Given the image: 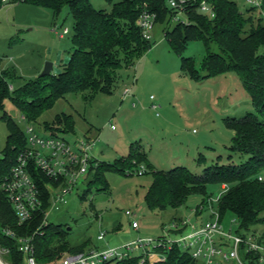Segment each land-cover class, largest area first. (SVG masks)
<instances>
[{
  "label": "rangeland",
  "instance_id": "374dc122",
  "mask_svg": "<svg viewBox=\"0 0 264 264\" xmlns=\"http://www.w3.org/2000/svg\"><path fill=\"white\" fill-rule=\"evenodd\" d=\"M118 1L90 0V3L95 9L110 10L112 3ZM234 1L240 12L252 18L253 25L259 21L258 12L252 9L245 12L248 9L244 0ZM177 13L176 20L172 17L168 24L160 19V23H155L149 50L133 65L123 63L115 72L111 93L90 90L68 93L34 122H27L8 99L3 102L4 111L22 130L30 123L44 136L66 133L91 137L94 139L92 155L98 162L112 163L136 145L146 153L154 170L184 166L200 174L217 159L219 164L239 163L242 160L228 150L232 131L225 126L224 119L255 114V110L234 71L202 81H193L182 73L181 56L171 50L164 37L176 23L188 22L185 12ZM64 29L67 33L59 37ZM72 35L73 19L66 6L54 15L48 8L1 0L0 73L14 76L9 90L37 77L45 62L52 64L51 74L61 72L63 59L73 48ZM210 51L219 53L214 44ZM205 53L201 41L190 40L182 57H192L198 68ZM125 88H129L127 95H124ZM152 104L157 109H152ZM62 113L71 117L72 131H63L61 125L51 133L49 127L54 116ZM7 134L5 122L0 119V157ZM115 167L123 173L105 172L106 185H92L90 173L48 209V224L61 233L58 244L84 250L115 247L137 237L160 236L173 220L188 217L191 222H202L213 219L215 212L226 229L234 227L231 220L236 219L230 213L222 216L218 211L216 198L225 192L224 184L208 185L206 196H190L177 209L151 210L144 202V194L152 181L151 169L143 163L133 169L121 163H115ZM260 176L264 178V171ZM193 209H196L194 213ZM127 210L133 213V218L127 217ZM260 216L264 217V211ZM133 221L138 223V230L131 227ZM250 230L258 237L263 227L258 224ZM100 234L104 236L101 240Z\"/></svg>",
  "mask_w": 264,
  "mask_h": 264
},
{
  "label": "trees",
  "instance_id": "16d2710c",
  "mask_svg": "<svg viewBox=\"0 0 264 264\" xmlns=\"http://www.w3.org/2000/svg\"><path fill=\"white\" fill-rule=\"evenodd\" d=\"M16 1L51 9L54 15L66 6L73 19V48L68 63L63 65L60 73L38 75L12 91L8 87L14 76L7 72L0 73V119L8 130L0 157V184L26 142L23 130L4 111V100L8 99L15 105L27 122H34L56 100L68 93L86 90L111 93L115 72L121 69L123 63L133 65L151 46L150 40L141 36L135 24L139 14L144 10L153 12L156 15L155 23H160V19L168 24L177 13L169 8L166 0H120L112 3L110 10L95 9L90 0ZM199 1L196 0L185 10L188 22L176 23L172 30L166 31L164 37L171 50L181 56L180 70L193 81L217 77L228 71H234L241 79L255 114L241 118L227 117L224 122L232 131L228 150L242 161L219 164L217 159L200 174L192 173L184 166L154 170L140 146L132 145L125 156L116 158L112 163L96 161L91 170V184L97 187L106 185L104 174L116 170L115 163L132 169L143 163L151 169L152 174V181L144 194V202L151 210L177 209L190 196H206L208 185L225 184L227 190L219 199V213L222 216L230 213L237 222L236 232L242 236L254 234L251 227L260 224L263 230L258 239L264 242V217L260 216L264 211V178L260 176L264 171V22L260 18L253 25L252 18L240 12L234 0H209L215 11L214 18L209 19L199 13ZM249 11L251 9L245 12ZM190 40L201 41L205 48V56L198 68L192 57H182ZM212 44L217 46L219 53L210 51ZM43 123L47 126L46 122ZM72 124L71 117L62 113L54 116L49 131L54 133L61 125L63 131H72ZM116 171L123 173L122 170ZM38 178L40 188L50 182L43 175H38ZM48 207L47 193L44 192L43 208ZM39 222V217H36L30 224L19 226L0 187V227L9 228L17 235H27L37 228ZM60 234L57 228L48 225L44 236L35 237V257L38 261L47 263L65 253L83 250L58 244ZM0 245L10 248L11 259L15 262L21 259V255L15 251L14 240L0 234ZM243 257L246 260L250 254ZM107 264L139 263L136 257H132ZM155 264L193 263L185 252L174 247L167 253L165 261ZM249 264L255 263L249 261Z\"/></svg>",
  "mask_w": 264,
  "mask_h": 264
},
{
  "label": "built area",
  "instance_id": "2783aa9c",
  "mask_svg": "<svg viewBox=\"0 0 264 264\" xmlns=\"http://www.w3.org/2000/svg\"><path fill=\"white\" fill-rule=\"evenodd\" d=\"M2 1L7 2V0ZM166 1L171 9L179 12H185L188 6L196 2V0ZM244 1L247 9L258 12L264 22V0ZM209 3V0H200L197 8L204 16L214 18L212 4L210 3V6ZM155 21L156 15L153 12L144 10L139 14L135 24L144 39L152 38ZM66 33L67 29H64L59 37ZM68 59L69 56L63 59V65L68 63ZM127 93L129 88L124 89V95ZM152 98L150 96V99ZM151 108L155 110L157 105L152 104ZM23 132L25 146L17 153L0 187L19 226L30 224L36 217H39L40 222L37 228L27 235H17L9 228L0 227V234L14 240L15 251L21 255V259L15 262L11 259L10 248L0 245V264H107L132 257H136L139 264H155L165 261L167 253L174 247L185 252L193 264H249V261L264 264V242L253 234L244 236L238 234L237 222L234 220H231L234 227L226 229L220 222L217 212L214 213L213 219L202 222L197 220L191 222L188 217L173 220L164 228L162 235L157 237H137L115 247L103 249L91 247L78 252L65 253L51 262L38 261L35 257L34 239L45 234V228L49 225L46 220L48 209L70 193L79 179L88 178L96 162L92 155L94 139L85 135L66 133L61 136L55 134L44 136L30 123L25 125ZM141 171L138 174H141ZM38 175L50 180L43 188H40L38 183ZM225 186L224 184L222 187L223 191H226ZM44 192L47 193L49 202V207L45 209L43 208ZM222 193L216 200H219ZM195 210L193 209L192 213ZM125 214L133 218L131 211H125ZM130 225L135 230L139 228L136 221L131 222ZM103 237V234H100L98 239L101 240ZM244 254H250V257L245 260Z\"/></svg>",
  "mask_w": 264,
  "mask_h": 264
},
{
  "label": "water",
  "instance_id": "95a60500",
  "mask_svg": "<svg viewBox=\"0 0 264 264\" xmlns=\"http://www.w3.org/2000/svg\"><path fill=\"white\" fill-rule=\"evenodd\" d=\"M52 71V64L50 62H45L42 72L39 74V76H46L50 75ZM86 175L83 176L85 178Z\"/></svg>",
  "mask_w": 264,
  "mask_h": 264
},
{
  "label": "crops",
  "instance_id": "0c3cea01",
  "mask_svg": "<svg viewBox=\"0 0 264 264\" xmlns=\"http://www.w3.org/2000/svg\"><path fill=\"white\" fill-rule=\"evenodd\" d=\"M109 163V162H108Z\"/></svg>",
  "mask_w": 264,
  "mask_h": 264
}]
</instances>
